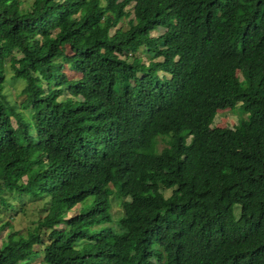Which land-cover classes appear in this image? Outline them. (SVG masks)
Masks as SVG:
<instances>
[{
  "label": "trees",
  "instance_id": "1",
  "mask_svg": "<svg viewBox=\"0 0 264 264\" xmlns=\"http://www.w3.org/2000/svg\"><path fill=\"white\" fill-rule=\"evenodd\" d=\"M5 225L0 264H264V0H0Z\"/></svg>",
  "mask_w": 264,
  "mask_h": 264
},
{
  "label": "rangeland",
  "instance_id": "2",
  "mask_svg": "<svg viewBox=\"0 0 264 264\" xmlns=\"http://www.w3.org/2000/svg\"><path fill=\"white\" fill-rule=\"evenodd\" d=\"M25 4V1L23 2ZM130 11V15L132 16V10L127 7ZM127 16L126 18H124L125 20L129 17ZM119 24V22H118ZM117 24V25H118ZM165 26L163 25H158L156 26V28L151 29L150 30V34L155 36L158 35L159 33H162L165 30ZM114 30L112 29L110 32H113ZM141 53V57L143 59H145L146 57H151V53L149 52H140ZM17 55H19L18 53H16ZM64 71L67 73L68 77H72L75 75H78L77 72L71 71L66 69V67L64 68ZM160 73H162L161 71H159ZM238 73V72H237ZM10 74V70L8 65L6 64V73H5V83H4V87H3V92L5 93L6 97L11 100V101H18L21 98V94L19 92L20 88L23 85V81L20 79H11L9 77ZM126 84L129 87H133L134 86V81L133 80H126ZM236 117H237V110L236 107H224V108H219L217 109L214 118L212 120V125H216V126H224V125H228L231 126L236 122ZM13 124H14V119L13 117L11 118ZM159 144H157V148H159ZM172 191V188H165L162 189V193L163 195H167ZM101 192L106 194L108 199H109V211L111 214V221L109 222V224L114 228L117 229V225H116V221L121 219L123 216V210L120 204V200L118 197L115 196L114 194V190L110 185H106L105 187L101 188ZM45 201L44 199H40V198H36L33 199L32 201L25 199V197L22 198V202H19V200H17L14 204L16 205V210L13 211L11 210H5L6 213L11 212V214H15V216L9 219L12 228L14 229H19L20 233H23V230H25L26 225L32 221V219L41 216L45 213L47 207L46 205L43 204V202ZM79 203H77L75 206H73V208H71L70 210L66 211V215L65 216H69L71 214H73L74 212L77 211V209L79 208ZM62 224L61 223H57L56 227H61ZM10 228V225H5L4 227H2L0 229V240L4 239L6 236V232L7 230ZM98 242L97 239L92 240V244H96ZM80 241H77L75 243V247L79 246Z\"/></svg>",
  "mask_w": 264,
  "mask_h": 264
}]
</instances>
